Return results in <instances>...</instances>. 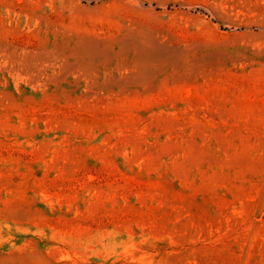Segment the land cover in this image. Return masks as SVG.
Listing matches in <instances>:
<instances>
[{"label":"rangeland","instance_id":"obj_1","mask_svg":"<svg viewBox=\"0 0 264 264\" xmlns=\"http://www.w3.org/2000/svg\"><path fill=\"white\" fill-rule=\"evenodd\" d=\"M0 264H264V0H0Z\"/></svg>","mask_w":264,"mask_h":264}]
</instances>
